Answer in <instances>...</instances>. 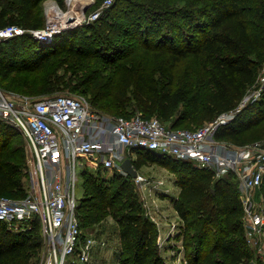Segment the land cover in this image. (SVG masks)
Returning <instances> with one entry per match:
<instances>
[{
	"label": "trees",
	"instance_id": "1",
	"mask_svg": "<svg viewBox=\"0 0 264 264\" xmlns=\"http://www.w3.org/2000/svg\"><path fill=\"white\" fill-rule=\"evenodd\" d=\"M44 1L0 0V28L7 25H17L26 30L41 28ZM101 1L95 0L93 9L99 7ZM135 1L148 12L156 10L163 14L179 0ZM113 2L103 11V16L56 35L49 46H37L28 34L1 42L0 72H10L11 64L21 63L17 68L20 76L10 79L11 83L19 84L29 80L22 75L37 69L40 75L34 81H40V84L29 90L31 94L45 97L62 86H72V83L50 75L56 72L51 68L53 62L64 55L68 59L64 61L67 69L75 71L86 66L88 73L92 69V77L87 82L89 89L82 92L87 91L89 103L97 111L124 117L140 112L142 117H155L174 129H190L188 127H195L192 123L198 128L212 122L218 115L234 110L245 89L254 84L264 63V0H184L179 9L169 12H172L171 16L178 12L185 24L191 27V34L184 37L180 32L175 33L180 29L175 21L167 19L172 33L162 35L164 39L155 38L152 43L148 38L149 34L153 38L152 24L145 23L146 18L135 19L136 15L123 8L116 10L120 2L114 5ZM119 15L120 21L110 19ZM133 23L131 28L127 27ZM95 36L102 41L103 47L95 45ZM124 36L140 45L141 54L129 57L116 67H109L108 64L127 56V53L123 57L120 54L119 41ZM188 58L201 62L205 73L199 81L187 76L182 82H177L175 68ZM98 59L104 64L98 65ZM101 71L109 79L99 77ZM6 72L4 76H8ZM72 87L73 90L78 89L77 85ZM130 106L136 111L125 112L124 109ZM261 126H264V94L260 100L244 107L230 124L220 127L215 138L242 144L252 139L248 134ZM14 135L10 127L0 122V197L22 199L26 196L21 172L24 158L18 148L10 147ZM137 153L134 161L137 169L155 162L177 173L176 184L180 191L173 207L185 224V250L191 255L189 264L254 263L245 253L246 241L240 221L243 209L238 184L232 176L215 180L211 173L198 169L189 161L152 151ZM83 178L84 195L77 210L82 230L97 225L104 210L111 207L119 195L126 193V197L119 200L120 208L125 211L120 230L124 246L119 264H162L161 261L151 263L154 260L156 229L128 196L132 178L114 175L112 179L114 183L118 181V192L100 185L95 174L83 172ZM259 189L264 200V181ZM113 216L116 217L115 213ZM194 227L198 229L190 234ZM38 228L34 222L29 231L15 233L0 223V264L28 261L24 260L28 254L26 249L37 248L33 236ZM215 229L219 234L212 242L210 237ZM207 245L209 250L201 254Z\"/></svg>",
	"mask_w": 264,
	"mask_h": 264
},
{
	"label": "built area",
	"instance_id": "2",
	"mask_svg": "<svg viewBox=\"0 0 264 264\" xmlns=\"http://www.w3.org/2000/svg\"><path fill=\"white\" fill-rule=\"evenodd\" d=\"M113 0H105L108 7ZM94 0H63V12L55 0H46L42 28L26 30L17 25L0 28V43L28 34L50 44L56 35L95 21L102 9L86 16ZM264 94V75L256 88L242 97L237 107L195 129L171 128L159 119L111 116L97 111L84 97L45 96L32 99L6 93L0 88V122L20 131L31 155V185L22 199L0 197V223L15 233L29 231L37 222L46 238L42 264H67L72 257L89 264L93 251L105 247L92 235L83 234L77 210V166L83 172L102 169L129 176L122 163L130 159L137 171L136 183L147 182L134 165L137 151H152L189 161L208 171L215 180L232 176L238 184L248 216L246 237L264 261L263 209L252 212V194L264 181V140L243 145L215 138L250 102Z\"/></svg>",
	"mask_w": 264,
	"mask_h": 264
},
{
	"label": "rangeland",
	"instance_id": "3",
	"mask_svg": "<svg viewBox=\"0 0 264 264\" xmlns=\"http://www.w3.org/2000/svg\"><path fill=\"white\" fill-rule=\"evenodd\" d=\"M55 1L57 2L61 10L63 12H66L67 8L64 6L63 2L60 3L58 0ZM113 1H114L113 5L116 2H120V5L118 6V8H116V10L123 8L125 10H128V12L131 15L133 14L136 15L135 19L144 20L146 18L145 23L152 24V29L154 32L152 33L153 38L150 36V34L148 36L150 43L155 42L154 40L155 38L159 37V39H164V36L162 37V35H170L172 33V31L168 28L166 22L167 19H169L170 21L171 20L175 21L178 26V29H180V31L176 30L175 33L180 32L184 37L185 36L188 37L191 34L190 32L192 31L191 27L185 24L183 18L178 15V12L176 16H171L170 13L172 12H169L172 9H174V11H176V9H179V7L182 5L184 0H179L172 3V8H170L168 12H164L163 14L156 10L153 11L151 10L150 12H148L147 10L142 8L135 0H113ZM44 3L45 1L43 2L42 5L43 19H44L43 26L45 23ZM103 3L104 0L99 2V7L93 9L95 5V0H94V3L90 5L85 11L86 16H88L89 13H93V11L97 9H102L100 16H103L105 13V12L103 13V11L107 8L103 6ZM115 18H117V20L120 21L121 15L110 17V19H115ZM135 19L133 20L135 21ZM133 25L134 23L132 25L128 24L127 27L131 28ZM252 30L255 31L254 28H252ZM124 37L125 38L123 40L119 41V47H121L122 49L121 50L122 53L120 54H122L121 57H123V55L127 53V56H125L123 59H120L119 61H116L114 64L112 63L108 64L109 67H113V66L116 67L117 65L125 63L129 59V57L133 58L141 54L140 45L136 44L132 40H128L126 36ZM95 39H97L95 41V45L99 48L103 47L102 41L98 39L96 36ZM53 42L54 39L50 44L36 41L37 46L40 45L49 46ZM184 45H187V43H184ZM19 55L23 56L25 54L19 53ZM66 60H68L67 56L64 55L57 58V60H55L53 62V65L51 66V68H55L56 72L50 75L55 76L57 79L67 81L68 83H72L71 84L72 86L77 85L78 89L73 90L72 86L70 87L62 86L61 88L54 90L49 94H46V96L72 95V96L84 97L85 99L88 100L87 97L89 96L87 94V91L85 93L82 92V90L87 89L89 87L87 82L90 79V77H92L91 76V74L93 73L92 69L88 73V70H86L87 69L86 66H83L82 69L81 67H79L75 71H72L70 69H67L66 63L64 62ZM96 62L99 63L98 65L104 64L99 59L96 60ZM20 64L21 63L11 64V66H9V68H11L10 72H6V71L0 72V88L4 90L6 93L13 95L26 96L32 99L41 98L39 97L38 94H31L29 90L30 87L40 84V81L39 82L34 81V79L38 75H40V72L37 69H36L37 71L34 70L30 74L22 75V77L29 78V80L25 82L22 81L19 84L13 81L15 85L11 83L10 81L11 78L20 76L17 69L18 67H20L19 66ZM59 66L60 68H58ZM5 72L8 73V76L6 75L4 76ZM204 73H205V69L202 63L194 61L192 58L183 60L175 68L174 71L177 82H182L187 76H190L196 81H199V77L203 76ZM98 75L99 77L103 76L109 79V77H107V75L103 73V71L98 73ZM263 75H264V63L258 70L254 84L250 85L245 89L243 96L250 94L256 88ZM249 104L251 103L249 102L245 107H247ZM124 111L131 113L136 111V109L130 106L127 107V109H124ZM102 113L106 115H111L104 111ZM192 125L196 127L194 123H192ZM5 126L10 127L15 133V135L13 136L14 138L12 137V139L14 140L10 141L9 143L11 144L10 147L18 148V151L22 152V156L24 158V165L21 168V172L23 175L24 187L26 189V192L28 193L30 189L29 186L31 185V180L29 177L31 155L29 152L27 141L25 140L24 136L20 131L16 130L12 126L9 125H5ZM195 127H188V128L195 129ZM248 136L252 139L243 141L242 144H238L232 141L230 142L235 145H243L247 143H252L254 141L264 140V126H261L259 129L250 132ZM89 173L97 175L98 178L100 179L99 184L102 185L104 188L108 187L109 191L118 192V190L120 189L118 187L119 186L118 181L114 183L112 179L114 175L110 174L109 172L103 171L102 169H90ZM140 173L148 181L143 183H136L134 180H132L131 182L132 185L129 188L130 192L128 196L131 198V200H134L136 204L139 206L142 216L150 220L155 225L156 235L154 236V243H155L154 258H153L154 260H152L151 263H153L154 261L156 262L161 261L162 264H189V257H191V255L189 252H186L185 250V237H184L185 224L181 221V219L179 218L177 212L173 207V201L177 197L178 189H179L176 186L177 173L171 170L169 167L159 165L155 162H150L142 166ZM77 175H78V182L76 185V197L77 199L80 200L84 195V184H83L84 178H83V170L79 166H77ZM125 194L119 195L118 200L114 202L111 207H108L106 208V210H104L103 216L97 225L90 227L87 230L86 229L83 230V234L92 235L95 237V239L98 240L99 238V240H103L106 243L105 247L97 248L93 251V255L89 264H119L120 263L121 251L124 246L120 238V230L122 228V223H123L122 215H124L125 211L122 208H120L119 200L126 197ZM239 200L243 204L242 196L240 193H239ZM251 200L253 205L252 207L253 213H256L264 209V200L261 195L260 189H255L253 191ZM113 213H115L116 217L113 216ZM240 221L242 226L241 229H243V235L246 241L245 253L250 256V259H252V261H254L253 264H256L255 262L259 264H264V261L259 258L257 251L247 240L246 226L248 225V216L244 208H243V217L241 218ZM197 229L198 228L194 227L189 231V233L191 234L195 232ZM212 234L213 236L210 237V240L214 242V238L219 234V231L215 229L212 231ZM103 235L104 238H100ZM33 237H35V239H33V243L36 242L37 248H35L34 250L26 249L27 250L26 252H28V254L24 260H28V261L23 262V264H42L44 257L46 255V251H47L46 238L43 236L40 227L38 228V231L35 233V236ZM208 245H210V243ZM208 245L206 247V250H203L201 254L209 250L210 246ZM69 262L74 264H81L76 260L75 257H72L69 260Z\"/></svg>",
	"mask_w": 264,
	"mask_h": 264
},
{
	"label": "water",
	"instance_id": "4",
	"mask_svg": "<svg viewBox=\"0 0 264 264\" xmlns=\"http://www.w3.org/2000/svg\"><path fill=\"white\" fill-rule=\"evenodd\" d=\"M122 169L129 175V177H131V178L136 177L137 171L133 168L132 162L130 161V159H126L122 163ZM251 264H253V263H251Z\"/></svg>",
	"mask_w": 264,
	"mask_h": 264
},
{
	"label": "crops",
	"instance_id": "5",
	"mask_svg": "<svg viewBox=\"0 0 264 264\" xmlns=\"http://www.w3.org/2000/svg\"><path fill=\"white\" fill-rule=\"evenodd\" d=\"M140 170H141V168L139 169V172H140ZM85 172H88V171H85ZM179 189H178V193H179V191H180V187L178 186V185H176ZM100 238H104V235L103 236H101ZM98 240H99V238H98ZM105 240V239H104ZM99 241H103V240H99ZM102 252V251H101ZM93 255V254H92Z\"/></svg>",
	"mask_w": 264,
	"mask_h": 264
}]
</instances>
